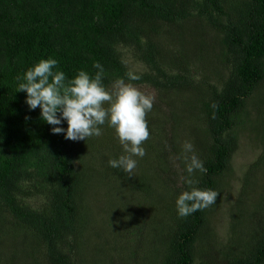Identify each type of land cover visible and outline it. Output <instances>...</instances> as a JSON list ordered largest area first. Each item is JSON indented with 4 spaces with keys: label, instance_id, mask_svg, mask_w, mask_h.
Returning <instances> with one entry per match:
<instances>
[{
    "label": "trees",
    "instance_id": "16d2710c",
    "mask_svg": "<svg viewBox=\"0 0 264 264\" xmlns=\"http://www.w3.org/2000/svg\"><path fill=\"white\" fill-rule=\"evenodd\" d=\"M120 45L151 66L144 78L157 89L145 168L131 176L108 166L124 153L107 124L99 137L65 139L16 91L17 77L50 56L69 78L99 62L111 87ZM263 85L264 0H0V264H264ZM247 120L260 152L229 210L228 239L215 244L211 218L230 184L234 129ZM185 141L207 168L196 186L218 195L180 218ZM99 192L108 206L94 226L86 201ZM38 195L35 209L25 197Z\"/></svg>",
    "mask_w": 264,
    "mask_h": 264
},
{
    "label": "clouds",
    "instance_id": "9594fccd",
    "mask_svg": "<svg viewBox=\"0 0 264 264\" xmlns=\"http://www.w3.org/2000/svg\"><path fill=\"white\" fill-rule=\"evenodd\" d=\"M95 73L84 69L67 77L53 57L40 59L17 77V90L26 93L28 109L39 108L40 119L53 127L51 133H63L65 139L77 141L102 134V126L114 130L123 153L107 161L108 166L120 169L131 176L137 159L145 155L143 143L150 131L146 114L153 108L154 97L145 94L124 78H116L111 87L103 83L104 68L94 61ZM128 81L140 79L132 71L126 74ZM66 123L67 127H61ZM187 175L183 182L187 186L175 198L177 216L185 218L215 204L218 192L199 188L193 174H206L204 162L196 155L190 141L182 145V157Z\"/></svg>",
    "mask_w": 264,
    "mask_h": 264
},
{
    "label": "rangeland",
    "instance_id": "374dc122",
    "mask_svg": "<svg viewBox=\"0 0 264 264\" xmlns=\"http://www.w3.org/2000/svg\"><path fill=\"white\" fill-rule=\"evenodd\" d=\"M119 50L121 51L124 59V68L123 70H116L115 74L118 75V78H124L125 82L133 84L135 87L140 89L145 94H151L154 97V100L157 97V89L152 85V83L144 78L146 73H152V68L147 62L141 60L136 52L124 45L119 46ZM128 71H132L140 75L139 80L128 81L126 77V73ZM198 78V76H195ZM264 92L263 88L260 90L259 94ZM252 114L255 113L254 110L250 107ZM251 122L246 121L245 124L236 125L234 131L238 136V147L234 152L231 159V170L227 173L226 182L228 181L229 187L223 191L222 194V202L220 207L215 211L211 218V225L213 227V233L215 237V244H223L227 241L229 236V227H230V208L231 205L235 202L236 197L240 191L243 175L245 174L248 166L254 162L259 155L260 149L257 147L255 135L251 131ZM135 170L141 171L145 168L144 164L138 161ZM178 182H180V178H178ZM261 180L258 179L257 184H260ZM179 184V183H178ZM256 184V185H257ZM111 191V190H109ZM108 191V192H109ZM102 192L98 194L90 193L89 199L86 201L92 215L94 226L100 225V216L99 213L101 209L104 208L106 210L108 206V201L103 199ZM125 198L132 200L131 195H124ZM25 201L33 208L38 209L39 206L45 201L43 196H35V197H25ZM118 202L119 198H118Z\"/></svg>",
    "mask_w": 264,
    "mask_h": 264
}]
</instances>
